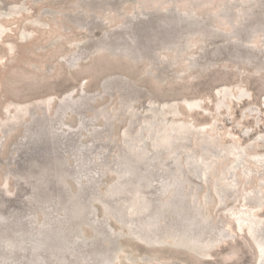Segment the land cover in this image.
<instances>
[{"label":"rangeland","instance_id":"1","mask_svg":"<svg viewBox=\"0 0 264 264\" xmlns=\"http://www.w3.org/2000/svg\"><path fill=\"white\" fill-rule=\"evenodd\" d=\"M0 1V264H264V0Z\"/></svg>","mask_w":264,"mask_h":264},{"label":"bare ground","instance_id":"2","mask_svg":"<svg viewBox=\"0 0 264 264\" xmlns=\"http://www.w3.org/2000/svg\"><path fill=\"white\" fill-rule=\"evenodd\" d=\"M0 2H1V1H0ZM0 61H1V59H0ZM146 108L148 109V106H147ZM245 207H246V206H244V209H245ZM247 208H248V207H247ZM241 211H244V210H241ZM248 211H249V210H248ZM237 213H238V212H237ZM250 213H251V212H250ZM252 214H253V213H252ZM234 219H236V221H237V223H238V224L236 223V226L238 225V227L240 228L239 217L235 216ZM241 227H242V226H241Z\"/></svg>","mask_w":264,"mask_h":264},{"label":"trees","instance_id":"3","mask_svg":"<svg viewBox=\"0 0 264 264\" xmlns=\"http://www.w3.org/2000/svg\"><path fill=\"white\" fill-rule=\"evenodd\" d=\"M210 1H212V0H210ZM210 1H208V2H210Z\"/></svg>","mask_w":264,"mask_h":264}]
</instances>
